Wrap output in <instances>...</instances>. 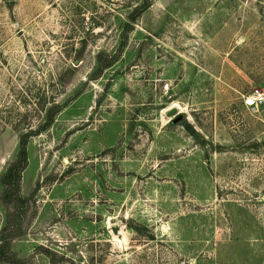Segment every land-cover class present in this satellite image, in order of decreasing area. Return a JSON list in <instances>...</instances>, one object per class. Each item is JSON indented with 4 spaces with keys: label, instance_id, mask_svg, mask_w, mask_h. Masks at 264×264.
Returning a JSON list of instances; mask_svg holds the SVG:
<instances>
[{
    "label": "rangeland",
    "instance_id": "rangeland-1",
    "mask_svg": "<svg viewBox=\"0 0 264 264\" xmlns=\"http://www.w3.org/2000/svg\"><path fill=\"white\" fill-rule=\"evenodd\" d=\"M255 91L264 0H0V264H264Z\"/></svg>",
    "mask_w": 264,
    "mask_h": 264
},
{
    "label": "trees",
    "instance_id": "trees-1",
    "mask_svg": "<svg viewBox=\"0 0 264 264\" xmlns=\"http://www.w3.org/2000/svg\"><path fill=\"white\" fill-rule=\"evenodd\" d=\"M132 18V17H131ZM26 136L20 140L19 149L15 162L7 169L2 176L1 183L4 186L3 200L10 202L12 197H16L17 205H25V198L19 196L21 173L27 167ZM24 209V208H23ZM10 242L5 241L0 245V263L15 260V256L10 251ZM18 261V260H17Z\"/></svg>",
    "mask_w": 264,
    "mask_h": 264
},
{
    "label": "built area",
    "instance_id": "built-area-1",
    "mask_svg": "<svg viewBox=\"0 0 264 264\" xmlns=\"http://www.w3.org/2000/svg\"><path fill=\"white\" fill-rule=\"evenodd\" d=\"M264 100V95L260 91H255L252 94H249L243 99V106L247 109H251L262 103Z\"/></svg>",
    "mask_w": 264,
    "mask_h": 264
},
{
    "label": "water",
    "instance_id": "water-1",
    "mask_svg": "<svg viewBox=\"0 0 264 264\" xmlns=\"http://www.w3.org/2000/svg\"><path fill=\"white\" fill-rule=\"evenodd\" d=\"M174 113V110L172 109V110H170L169 112H168V115L170 116V115H172Z\"/></svg>",
    "mask_w": 264,
    "mask_h": 264
}]
</instances>
